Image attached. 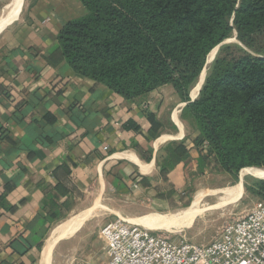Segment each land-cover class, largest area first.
Segmentation results:
<instances>
[{
  "label": "crops",
  "instance_id": "obj_1",
  "mask_svg": "<svg viewBox=\"0 0 264 264\" xmlns=\"http://www.w3.org/2000/svg\"><path fill=\"white\" fill-rule=\"evenodd\" d=\"M10 1L0 0V17ZM21 11L0 27V264H42L54 228L97 194L137 202L127 213L169 207L174 200L162 186H181L186 169L183 158L174 160L161 176L170 142L183 131L173 112L185 102L171 85L126 99L75 73L56 47L63 24L86 13L80 0H30ZM169 110L179 129L173 135L162 132ZM193 137L182 142L196 168ZM83 228L53 244L49 264H66V240L77 235L71 245H80ZM98 234L80 264H107Z\"/></svg>",
  "mask_w": 264,
  "mask_h": 264
},
{
  "label": "trees",
  "instance_id": "obj_2",
  "mask_svg": "<svg viewBox=\"0 0 264 264\" xmlns=\"http://www.w3.org/2000/svg\"><path fill=\"white\" fill-rule=\"evenodd\" d=\"M80 2L86 13L63 24L56 47L75 73L126 99L171 85L192 119L200 167L233 176L264 167V49L254 45L264 34V0ZM234 31L254 53L223 47L191 101L208 54ZM188 152L180 142L171 154L178 161Z\"/></svg>",
  "mask_w": 264,
  "mask_h": 264
},
{
  "label": "rangeland",
  "instance_id": "obj_3",
  "mask_svg": "<svg viewBox=\"0 0 264 264\" xmlns=\"http://www.w3.org/2000/svg\"><path fill=\"white\" fill-rule=\"evenodd\" d=\"M29 1L30 0L22 1L21 14L25 11V8L29 4ZM227 45H238L243 49L254 53V51L245 47L239 41H237V39H235L234 37V33H232L222 44H220L213 58L215 59L220 50ZM254 45L256 48L264 49V34L256 38ZM214 59H212L211 63H206V74L211 68ZM201 73L190 86L189 95L191 91V96L192 90L196 86ZM170 110L166 115L165 125L162 129V132L173 135L176 134L179 129L170 118ZM178 118L183 126L182 138L171 140L170 145L172 144V146L169 147V160L161 166L162 177H164L165 174L169 172V168L175 162V156L171 154L173 147L177 143L182 142L184 140V137L190 138L195 135L192 119L188 114L183 113L182 108H180V110L178 111ZM191 158L192 157H190V155L188 154L183 158L186 161H184L186 163V169L183 171V177L181 180L183 184L181 186L173 188L171 183H168L167 186H162V188H165L164 194L166 195V197L168 199H172V202L174 200V202L171 203V205L167 208L150 210L139 209L131 211L138 213H127L128 210L136 209L137 202L127 201L126 198H123L119 195H111L110 193H107V191L102 195L97 194L95 198L94 196H92L91 198L89 197L85 204L84 210L86 211L91 208L90 210L92 211V215L89 216L84 221V223L81 224L84 227L82 231H87L86 238H82L80 240V245H71V243H73L79 237L77 235H74L69 240H66V264H80V261L86 254V242L98 236V233H100L103 224L115 217H121L128 222L135 223L130 221V219L151 213H157L163 216L174 214L175 212L188 207L193 198V195L196 192L200 191L206 194L199 203L198 208L200 209L201 214L199 212V214L194 218V220L188 227L180 229L176 232H167L154 221H152L153 223L151 221L140 222L139 225L173 240H179L180 238H183L192 243L205 244L216 239L219 236L223 224L226 221L232 219L233 217L241 215L242 213L250 209L253 205L259 202H264V189H262L258 185L259 181L264 179H261L252 174H248L243 178H240L239 172L235 176H233L227 172L216 170L215 168L206 165V162L204 161L202 167L197 166L195 168L192 167V163L190 162ZM239 182L241 184L239 194H237V196H234V194H230V197L227 196V198L223 199V203H221V197L225 194L219 190L235 187ZM215 190L216 192H213ZM92 207L96 210L93 211ZM76 212L77 213H71V215L69 216L67 215L66 218L70 219L72 218L70 216L78 214L81 211Z\"/></svg>",
  "mask_w": 264,
  "mask_h": 264
},
{
  "label": "built area",
  "instance_id": "obj_4",
  "mask_svg": "<svg viewBox=\"0 0 264 264\" xmlns=\"http://www.w3.org/2000/svg\"><path fill=\"white\" fill-rule=\"evenodd\" d=\"M100 235L107 264H264V202L226 221L205 244L173 240L121 217L106 221Z\"/></svg>",
  "mask_w": 264,
  "mask_h": 264
},
{
  "label": "bare ground",
  "instance_id": "obj_5",
  "mask_svg": "<svg viewBox=\"0 0 264 264\" xmlns=\"http://www.w3.org/2000/svg\"><path fill=\"white\" fill-rule=\"evenodd\" d=\"M22 1L23 0H11L7 4L5 14L0 17V27L5 22L16 18V16L19 13ZM216 50H217V47L214 48L208 54L207 59H206L207 63L211 62L212 58L215 55ZM205 71H206V69L204 68L202 70L201 76H200L196 86L192 90V96H196L197 92L199 91V88L201 87V84H202V82L205 78V75H206ZM173 117H174V120L176 121V123H178L180 125L176 110L173 112ZM248 174H252V175H255L261 179H264V168L246 167V168L242 169V171L240 172V178H243L245 175H248ZM240 188H241V184L239 182L235 187L224 188V189L219 190L225 194L224 196L221 197V201H222L221 203H223V199L227 198V196H229L230 194H234V196H237V194H239V192H240ZM213 192H216V190ZM205 195L206 194H204L203 192H200V191L196 192L193 195V198L190 202V205L188 207H186L185 209H182L180 211L175 212L174 214H169V215H165V216L159 215V214H152L150 216L141 218L139 221L140 222H144V221L145 222L146 221L152 222V221H154L162 229H165L167 232H176L180 229L188 227L191 224V222L194 220V218L199 214V212H200V209L198 208L199 203ZM90 209L83 211V212H80L77 215H74L69 220L59 224L58 226H56L54 228V230L51 232V234L49 235V237L45 241V245L43 247L42 257H41L42 258V264H49L52 246L59 238H62L65 236L69 237L70 235H72L79 228V226H81V224L89 216L92 215V211ZM95 210L96 209L93 208V211H95ZM200 214H201V212H200ZM137 222H135V223H137Z\"/></svg>",
  "mask_w": 264,
  "mask_h": 264
},
{
  "label": "water",
  "instance_id": "obj_6",
  "mask_svg": "<svg viewBox=\"0 0 264 264\" xmlns=\"http://www.w3.org/2000/svg\"><path fill=\"white\" fill-rule=\"evenodd\" d=\"M233 33H234V37H235V39H236V32L234 31ZM224 41H225V40H224ZM224 41H222L220 44H222ZM220 44H218V45L216 46L217 49H218V47L220 46ZM206 63H207V60L205 61V64H204L203 69H204V68L206 69V66H207ZM203 69H202V70H203ZM204 79H205V78H204ZM203 82H204V80H203ZM201 86H202V85H201ZM200 88H201V87H200ZM200 88H199V90H200ZM198 93H199V91L197 92V95H198ZM197 95H196L195 97H191V101L194 100V99L197 97Z\"/></svg>",
  "mask_w": 264,
  "mask_h": 264
}]
</instances>
